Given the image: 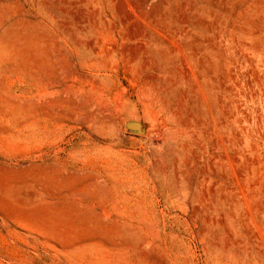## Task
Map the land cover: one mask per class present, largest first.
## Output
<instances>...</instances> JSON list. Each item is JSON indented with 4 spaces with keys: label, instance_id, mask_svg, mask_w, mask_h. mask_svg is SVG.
Masks as SVG:
<instances>
[{
    "label": "rangeland",
    "instance_id": "1",
    "mask_svg": "<svg viewBox=\"0 0 264 264\" xmlns=\"http://www.w3.org/2000/svg\"><path fill=\"white\" fill-rule=\"evenodd\" d=\"M0 264H264V0H0Z\"/></svg>",
    "mask_w": 264,
    "mask_h": 264
},
{
    "label": "water",
    "instance_id": "2",
    "mask_svg": "<svg viewBox=\"0 0 264 264\" xmlns=\"http://www.w3.org/2000/svg\"><path fill=\"white\" fill-rule=\"evenodd\" d=\"M124 125L128 131H132L136 133H143L144 131L143 123L137 120H127Z\"/></svg>",
    "mask_w": 264,
    "mask_h": 264
}]
</instances>
